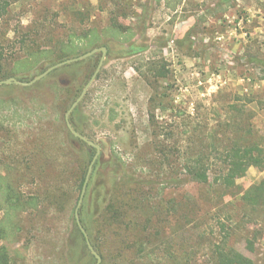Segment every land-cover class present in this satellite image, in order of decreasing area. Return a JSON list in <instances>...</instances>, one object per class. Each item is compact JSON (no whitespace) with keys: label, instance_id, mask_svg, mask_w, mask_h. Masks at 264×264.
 Returning <instances> with one entry per match:
<instances>
[{"label":"rangeland","instance_id":"1","mask_svg":"<svg viewBox=\"0 0 264 264\" xmlns=\"http://www.w3.org/2000/svg\"><path fill=\"white\" fill-rule=\"evenodd\" d=\"M95 34L109 42L102 78L70 119L130 173L112 185L114 164L104 163L79 210L101 264H218L212 249L226 235L264 264V204L244 200L264 185V168L226 188L189 180L171 153L205 150L215 168L232 142L264 147V0H13L0 18V80L31 81L61 62L43 68L39 52L71 38L83 53ZM133 42L148 49L130 55ZM101 56L30 86L0 84V245L11 264L97 263L75 216L95 154L72 137L66 113ZM161 151L171 154L164 165ZM161 165L179 182L158 183L151 167ZM12 196L23 203L15 213Z\"/></svg>","mask_w":264,"mask_h":264},{"label":"trees","instance_id":"2","mask_svg":"<svg viewBox=\"0 0 264 264\" xmlns=\"http://www.w3.org/2000/svg\"><path fill=\"white\" fill-rule=\"evenodd\" d=\"M12 3L13 0H0V18L4 17L9 13L10 6L12 5ZM109 30L112 32L111 35L113 36H117L119 33H121L120 32L121 29L114 22H112V24L110 25ZM96 39L98 41H96ZM99 40L101 39L99 38L98 35L95 34V38L92 41H89L90 45H92V48L88 51L97 48L99 44L100 47L101 46L108 47L109 42H105L103 40L104 43L103 42L101 43V41ZM58 48L59 47L55 45L51 49H45V51L39 52L38 53L39 57H37L38 64H40V66L45 68L46 66H49L56 61H64L66 59L77 57L79 55L88 52L85 51L83 53H77L78 46L74 44L71 38H70V43L65 44V42H63L61 43V47L59 49ZM147 49H148L147 45H138L133 42L128 45V47L126 48V52L130 55H134L143 52ZM92 58L93 55L86 59H83V61H89ZM261 62L264 63V61L262 60ZM159 73L160 76L163 77L167 76L162 71L161 68L159 69ZM101 78H102V73L99 74L97 80H100ZM91 94H92V90L91 91L89 90V92L86 94L85 98L83 99V101L80 103L79 106L82 107V105H84L90 99V97H92ZM72 115L74 117V115H76V111H74ZM152 118L153 117L151 115V120ZM72 137L77 141L87 145L90 148L92 155L96 153L95 148L89 146L87 143L75 137L73 134ZM88 137L90 139H93L91 136ZM191 140H192V136L189 137V141ZM162 152L163 151L159 153L161 154L159 158L161 162H163L162 165H164L166 160L171 157V154L168 155L169 152L168 153L166 152L162 153ZM171 153H172V157L174 158L173 160H175L176 159L175 157H177V160L180 159L184 162L183 170L189 180L196 181L202 184L212 183L213 181H215V183H219L220 185H223L226 188L235 187L236 180L239 177L244 176L250 167L255 166L259 168H264V147L257 142L241 145L239 141H235L234 143L232 142L230 145H227L220 153L221 164L217 165L215 168L212 167V164L210 163L211 157L207 155L205 150H198V151L186 150L185 152L178 150L177 152L172 151ZM107 161H109L111 164H114V168L112 169V171L115 173V178L114 180H110V182H113L112 185L117 184L118 182L120 184H123L122 182L125 181V178H127V176H130L129 175L130 173L128 172L127 169L125 170L124 168L125 163L124 160L122 159V156H120L119 153H116L114 151L112 156L106 155L104 152L100 155L94 166L93 175H98V174L101 175L103 173L104 168L106 167L104 163H107ZM162 165L158 169H156L155 166L151 167V171L155 176L157 182L159 183V180L161 181L165 180V182H171V183L179 182L180 178L178 176L173 175V176L165 177L168 169L164 168V170L167 169L166 171L161 170ZM107 168H105V170ZM86 171H87V167H86ZM112 171L110 170L111 173ZM85 179L86 176L84 174L82 181L80 182V188L83 187ZM94 179L95 177L93 178V181ZM94 189H96V187ZM10 191L13 192L14 189L11 188ZM244 200L247 204L252 206H258L264 204V185L251 187L249 190L246 191ZM8 203H9V208L10 210H12L13 213L23 208V203L18 197L13 198L12 196L10 200H8ZM0 232H1L0 239L7 237L6 235L2 234L4 230H0ZM227 240L228 237L226 235L225 237H223V239L220 242L215 243V245L213 246L212 251L214 253L215 258L217 259L218 264H255L251 258L246 256L242 252L236 250L233 247H229ZM11 260L12 259L8 247L5 245H0V264H11Z\"/></svg>","mask_w":264,"mask_h":264},{"label":"water","instance_id":"3","mask_svg":"<svg viewBox=\"0 0 264 264\" xmlns=\"http://www.w3.org/2000/svg\"><path fill=\"white\" fill-rule=\"evenodd\" d=\"M101 51L102 52V56L101 59L99 61V64L96 68V70L94 71L93 75L91 76L90 80L88 81V83L85 85L84 89L82 90L81 94L78 96V98L72 103L71 107L69 108L68 112L66 113V123H67V127L69 128V130L72 132V134L83 140L85 143H87L89 146L93 147L96 149V153L90 163L89 169H88V173L83 185V189H82V193L79 199V203L78 206L76 208V212H75V216L77 219V223L81 229V231L84 233L86 241H87V245L89 247V249L91 250V252L93 253V255L96 257L97 259V263L96 264H101L102 262V256L101 254L96 250V248L94 247L89 234L87 232V230L85 229V227L83 226L82 222H81V218H80V207L81 204L83 202V199L85 197L86 191H87V187L88 184L90 182V178L94 169V166L99 158V156L102 153V146L100 143H97L95 140L90 139L89 137H87L86 135L82 134L81 132H79L78 130H76L71 122V114L73 113V111L76 109V107L83 101V99L85 98L86 94L88 93L89 88L92 86V84L95 82V80L97 79L104 63L107 57V53H108V47L107 46H101V47H97L92 49L91 51H88L82 55H79L77 57H72L69 59H66L64 61L58 62L52 66H50L49 68H47L45 71H43L41 74L37 75L35 78H33L31 81H21L19 79H17L16 77H10L6 80H0V84L3 83H17V84H21V85H26V86H30L33 85L34 83H36L37 81L43 79L44 77H46L47 75H49L52 71H54L55 69L64 66L66 64L69 63H73L79 60H83L86 59L92 55H94L95 53Z\"/></svg>","mask_w":264,"mask_h":264}]
</instances>
